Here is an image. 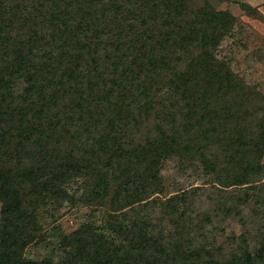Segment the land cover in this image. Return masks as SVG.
I'll list each match as a JSON object with an SVG mask.
<instances>
[{"label": "trees", "instance_id": "1", "mask_svg": "<svg viewBox=\"0 0 264 264\" xmlns=\"http://www.w3.org/2000/svg\"><path fill=\"white\" fill-rule=\"evenodd\" d=\"M236 24L209 0H0V264H264V93L220 55ZM173 159L204 184L168 193ZM77 205L102 224L66 232Z\"/></svg>", "mask_w": 264, "mask_h": 264}, {"label": "rangeland", "instance_id": "2", "mask_svg": "<svg viewBox=\"0 0 264 264\" xmlns=\"http://www.w3.org/2000/svg\"><path fill=\"white\" fill-rule=\"evenodd\" d=\"M209 2L217 10L228 11L237 19L233 36L221 44L220 55L231 58L232 68L245 81L264 93V0H209ZM254 8L263 15V18H259L258 14L250 15ZM162 175L168 193L203 185L205 180L204 177L193 174L190 170L180 169L178 161L174 159L164 162ZM57 217V222L69 232L87 219H92L95 225H101L104 211L77 205L74 208H62ZM221 225L217 233L211 234L210 240L218 250H226L233 246L232 240L241 233L242 229L237 222L231 220ZM44 254V248L36 244L27 247L25 251V256L29 259L40 258Z\"/></svg>", "mask_w": 264, "mask_h": 264}]
</instances>
